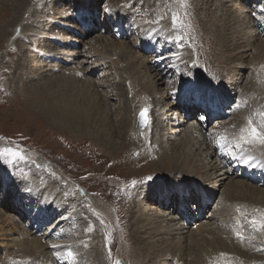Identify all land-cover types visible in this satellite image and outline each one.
<instances>
[{
	"label": "rangeland",
	"instance_id": "obj_1",
	"mask_svg": "<svg viewBox=\"0 0 264 264\" xmlns=\"http://www.w3.org/2000/svg\"><path fill=\"white\" fill-rule=\"evenodd\" d=\"M81 1L82 0H0V206L5 205L7 198L9 197V202L11 198L10 206L13 212L12 214L6 213L0 209L2 211H0V264H32V262L33 264H57L55 259L58 257L57 255H54L55 257L46 256L48 258L42 254L40 256L38 249H35V246H29V243L36 241L38 243L40 238H47L46 241L51 240V242H48L50 244H53V242L55 243L57 241H65V239H67L65 241L67 242L69 236H63L62 238L64 227L66 229L70 228L74 230H80V232H74V236L76 233L79 234V236L77 235L74 237V240L76 241V247H71L73 256L70 257L68 255L69 250L66 247L63 248L64 254L62 253V257L64 261H67L66 264H83L84 261L87 262V264H117L119 260L124 261L125 264H151V262H149V260L146 258L150 259L151 257L153 259L150 250L141 251L137 249L138 241L133 239L131 233V241L126 248L123 246L126 244H119L121 239L111 241L107 217V209L109 206L105 205L103 199H108L114 195L117 199V202L123 205L124 203H127L128 198H130L129 204L125 208V212L128 214L127 225L129 226V224L132 222V216L130 219V212L132 211L131 207L135 201L132 198L133 195L139 191L137 187L140 186L139 181H141V179L138 180V178L144 177L142 179V184L145 187L144 182L147 180L145 178H149L150 176L145 177L144 175L151 174L154 176L155 174V178L152 177L151 180L146 181V183L148 182V186L152 187L155 183L158 184V181L161 180L159 177L168 176V173L164 171H172V167H167L164 159L161 160L160 153L162 150L153 146L149 147V145H143L141 143H139L140 145L130 143L125 147V149L122 145L121 147L118 145L116 148H112V150L109 148L110 144L107 145L105 142L98 143L92 138L88 139L80 133L74 134L72 131V129H74L73 124L71 126L72 129L63 127L60 124H54L51 122L52 120L50 119V116H44L43 114L40 115L39 110L36 111V106L41 103L47 108L50 114H55V105L57 102L61 100L63 101L67 96H70H58L57 102L54 101L51 96H54L52 93L55 91L49 86L55 85L59 88V83L56 82L55 84H50L47 82L45 85H43L41 81H39V75H37V77L33 76L37 83L32 82L29 76L30 70L28 69V66L38 64L43 67L42 70L47 69L49 71V73L46 72L47 75L51 73L49 69L53 65V60L56 56H58L59 52L57 51L58 48L55 43L53 41L50 42V40L46 39V37L54 38L64 35L65 24L72 21V12L69 11V8H72L75 5L79 6ZM96 1V9H98L99 13L97 17L103 22V24H106V27L102 28L104 30L103 32H105L104 34L107 33L106 39L103 40V44L106 42L104 45L109 46V48L106 49L107 51L110 49L111 52H109V54H114V52L118 53V59H121L125 63H121V60L120 62L116 59L115 63L118 61L120 67H122L124 71H126V68L128 69L133 66V63L132 66H130L131 62L123 57L124 54L119 49L122 46H118L128 33L130 35L128 30L130 31V29L133 28L125 26V21L127 19L133 20L137 23V27L135 26V31H137L138 36L134 34L132 39L133 42H135L145 31L148 32L149 38H156V43L154 44V49L156 52L150 53L153 54L154 57L143 54L144 58H155L158 61L159 59H162L160 60L161 63L166 61L165 65L168 69L164 68V64L161 67H163L165 70H162V73L166 71L167 73L161 74L163 83H157V80L160 79V77L156 79L155 82L158 85L156 92H146V90L141 85L136 87L137 91L134 92L133 88L136 84L133 82L130 83L129 80L130 78L133 80L134 77L136 79V75L131 74V76L129 73L124 74L123 80H128L127 86L130 84V88L126 87V90L128 91L129 89H132V91L128 93L129 97L127 96L126 98L125 106L127 107L129 103L128 107L130 106L129 108L132 110L131 116H135L136 118L134 130L138 133L145 132L151 123V114H149L150 122L146 130H137L138 115L140 114L141 110H143L142 104L146 105V109H148V111L151 113V110H156V108H154L156 104L155 101L163 100L164 102H161L162 107L171 108L173 105L172 103H176L179 98L185 97L194 100V102H190L188 104V107L191 108L197 104L200 98L206 99L208 93L211 91L210 84L214 87L218 86L221 89L227 87V93L230 92L229 90H233L237 97L233 98L230 104H224L222 106V111L227 113L225 117L222 118L220 116L223 114L215 113L216 116L210 118L211 115L206 110L198 113L192 110L189 113H192V116H189V118L186 119L187 121L191 120L192 122H195V128L197 131H195V136H198L199 138L202 137L201 140L198 137L197 139L205 143L204 144L201 142L203 144L201 150L205 151L203 152V155H201L204 160L201 156L198 157L199 160L196 166L200 169L206 163L209 164V160L211 158L209 159V151L206 149V144L208 143L210 144L211 149H213L215 152V158L218 156V159L223 160L227 165L228 160L231 162V164L228 166V169L233 170L236 180L242 182L244 181V183L246 182L245 184L249 185L246 179L247 177L240 174L242 173V168H235V162H232V160L236 156L242 154V151L246 146L245 143H251L249 141H252V143H259L260 145L263 144V147L261 148L263 150L260 149V152H256L255 155L256 158L264 159V143H260L258 139L252 140L250 136H248L249 138L247 137V139H240L242 135L247 134L241 133V129H239V125L241 123L239 121L241 119H246V121L251 119L253 121L252 126L256 127L259 132L264 133V116L261 115V113H264V59L258 62H253L254 60L252 59H254V57H252V59L250 57L256 52L261 53L264 51V43L257 45L259 39L264 38V18L261 16V13H264V0H245L249 6V9L253 11V14L255 13V16L252 14L253 21L251 22V27L254 28L255 31L252 30L251 32L253 33L251 34L252 37L256 38V42H251L253 46H250L255 52H253L251 49L249 51L250 55L248 54L249 58L247 57L248 59L243 61L240 59L236 60L235 64H231L232 62H229L231 51L227 49V40H223L222 42L220 39L222 36H224V34L229 35L231 32V28H228L229 24L231 25V23H229V17L227 18L226 16V10L225 16L221 17V7L223 6L224 0L223 3L219 4V6H217L215 3L216 0ZM234 2H243V0H234ZM26 3L30 8L28 7L29 10L25 12L24 9L27 7ZM229 4L230 6L226 7V9L230 11L229 15L232 13L231 16L236 17L240 13L238 8L241 6L237 5V9H235L230 1ZM16 5L18 6L20 15L22 16L19 20L18 18L16 20L17 23L15 26L17 28L14 27L13 29H8V27H10L13 23L11 20L15 16L14 10ZM118 7H122L123 11L118 15L123 14L125 19L121 20V27L119 24H114L113 26L108 27L107 23L109 22V16L114 14L116 15V9ZM105 9H108L109 11L106 12ZM35 14H38L39 17L36 18ZM75 15V21L80 20L79 13H76ZM117 17L118 16H116V18ZM243 21L244 20L237 19V27H235V25L233 26L235 29L237 28L236 32L241 31L243 28ZM163 22L168 23V28L170 30L169 32L167 31L168 33L166 34L163 32L164 39L166 40V48L160 46V36L157 37L158 33L160 35L162 34L160 25H162ZM74 24L78 26L76 22ZM150 26L152 29L149 28ZM24 27L28 29H25ZM34 29L37 31L40 30L41 34H38L40 38L33 31ZM83 31L85 32L87 30L83 29ZM25 32L28 34H25ZM92 34L93 33H91L88 38H90ZM253 34L257 35L255 36ZM140 38L142 47L147 45V52L150 49L148 48L150 41L144 36H141ZM108 40L111 41L108 42ZM115 40L117 41L115 42ZM97 41L98 40H95V42ZM112 41H114V43H112ZM48 42L51 44L54 51H52L49 45L43 47V44ZM71 42L73 44V41ZM126 45L124 44L122 48L127 49V47H130L128 42ZM20 47H25V49L32 48V50L24 51V48L20 49ZM82 47L83 46L80 48L82 49ZM96 48L98 50V46ZM51 51L52 53H50ZM142 52H145V50ZM184 52H186L185 54L189 55L188 57L190 59L186 62H184L185 54L181 55ZM158 53H162L159 54V58H157ZM35 57L37 58L35 59ZM177 58L179 59L176 61ZM97 59L100 61L99 63H105L104 60L107 61V56H99ZM239 61L240 64L238 63ZM249 61L253 63L250 65ZM55 63L57 64V61ZM70 64L75 65L73 63ZM117 64L118 63H116V65ZM148 69L152 72V75L155 76L154 74L156 73L151 68V66L144 64L143 71L145 72ZM194 70L201 71L202 79L206 78V80L209 81V84L205 86L198 85L194 87L196 89L195 90L191 86L195 84V80L197 79V75ZM260 70L262 71L260 72ZM172 71H175L176 73ZM42 74L44 75V72H42ZM55 76L52 74L49 77L52 79ZM247 76L249 79H251V84L248 86L244 85L245 81L248 79ZM92 77H89V79H92ZM41 80L44 81L45 79ZM31 83L35 84L32 85ZM73 86L80 87L82 86V83H76ZM189 86H191L190 93H184L180 95L184 91V87L187 90ZM262 89L263 92L261 91ZM45 90L49 95L44 92ZM64 90L68 91L67 89ZM90 90H92V88H90ZM167 90L170 92V94H167L168 98L166 95ZM29 91L34 93V95L29 94ZM163 91H166V93ZM239 94L242 97H239ZM165 95L166 97H164ZM177 95L180 96L177 97ZM226 96L227 94L224 95V97ZM163 97L167 100H165ZM73 98L77 99V97ZM174 98L176 99L174 100ZM95 99L96 96H93V103L94 101L96 102ZM214 100H216V98H214ZM112 103L118 104L117 101H113ZM213 103L214 101L210 100V107H213ZM44 106L42 109H44ZM116 106H118L116 108L122 107L119 105ZM236 108H238L237 111H235ZM210 110L212 109L210 108ZM247 110L250 112V114L245 116L244 111ZM66 113L67 112H65V114ZM180 113H182L181 110H177L174 115H168V125L171 120L178 121L180 119ZM184 114L185 113L181 114L182 121L186 117H183ZM191 138L192 136L187 137L188 140H191ZM184 140L185 139L182 140L183 143L188 141ZM237 140H240V143L243 145H240L239 141ZM251 146L254 147L253 145ZM7 149L18 151L23 156V159L17 158L15 161H13L12 157L5 151ZM246 150H248V152L245 156H250L252 153L251 148H246ZM43 159L51 162L53 166L50 168L49 166L47 167L44 165V163L46 164V161ZM40 160H43L42 163ZM127 161L129 162L126 163ZM243 164L245 171L247 168H251L253 170L259 166V164L254 161ZM210 165L214 166V163H211ZM225 171H227V169ZM200 174L203 178L208 177L205 174V171H201ZM258 174H260L261 181L255 182H258L261 190H264L263 172H255L254 175H251V177L253 178ZM176 176H178V174H176ZM225 178H227V176ZM49 179L53 181L54 185L61 189L59 198L62 197L61 195H63V191L64 196L61 198V201L63 202L57 203L56 201H45L43 198L37 195L34 188L30 186H27V190L23 193L22 187L25 186V181H35L37 190L39 191L49 183ZM161 181L163 182V179ZM227 182H229V180H227ZM164 183H167V179ZM8 187L9 191L7 190ZM157 187H159V185H157ZM83 189L85 192H88L89 195L83 193ZM7 191L8 194L6 193ZM153 191L155 190L150 189L149 193H152ZM83 194L88 201L82 197ZM146 194H148V192ZM200 194L203 195L202 193ZM204 199L205 198L201 200L202 204L207 203V201ZM234 201H230V209L228 208V211L226 210L223 214H221L224 217L220 215L221 219L223 220V231H228L227 233L229 236L227 234H221L219 237L220 239H223V244L219 243V246L217 245L215 247H210V250L207 251L208 253L203 252V255L206 254L205 256L207 257L211 255L212 257L209 256L210 259L205 258L202 261H206L208 264H264V227H262V225H264V204L254 206L249 202L235 201L234 203ZM65 205L68 206V215L63 217L62 224L58 226L59 228H57L56 231L53 229V232L50 236H48L47 233L48 229L52 226H46L47 223L44 222L38 227L37 224L33 223V221L39 217L46 218V214L48 211H50V209H54L58 213V216H60V212H63ZM192 206L197 211V215L199 214L197 218L193 219L195 221L202 219L203 211L200 210L199 206ZM214 206L216 207V204H214ZM40 208H43V210ZM238 208L239 211H237ZM164 214L166 215L167 213L164 211ZM13 215L16 219L14 221L15 230L13 231L19 230L20 232H24V230L27 229L26 231L32 234L31 238L34 239L26 241L27 249L22 248V251L18 249L20 244L19 236L17 234L14 235L10 233L13 228L11 227L10 229H5V231H2L4 224L1 222V219L5 217V219H7L8 216ZM184 217L186 216L183 215V218ZM97 218H99V221L101 220V222H99ZM237 219H240V226L243 229L242 233L245 234V240L247 239L245 242L243 238H241V240L232 234L233 229L231 228V225L236 226ZM55 220L56 218L52 217V219L49 221L50 224ZM253 220L256 221V224L252 223ZM117 224L118 222L115 220V230ZM234 226L232 227L234 228ZM243 226L246 229V233ZM234 230L235 232L237 231L236 228H234ZM6 232L8 237L5 235ZM33 232H37V237L33 235ZM64 233L66 234L67 232L65 231ZM13 238L19 240L17 247L13 246L15 245V242L11 243L13 244L12 246H9V241H11ZM37 238L39 239L37 240ZM225 240L228 241L225 243ZM46 241L44 242V240H42L43 243H46ZM131 244L133 247L132 250ZM242 245L244 246V249L239 252L251 257L250 259H247V262H244L242 255H238V251L236 250V247L239 249ZM61 246L59 249H61ZM64 246H66V244H64ZM113 246L114 253H112ZM46 247H48V252L49 250L52 253L54 252L53 249V251H51L49 246ZM229 247H232L235 250H233V252L228 251V249H230ZM213 248L216 249L213 250ZM30 249H34L33 252H31ZM35 250L36 252H34ZM26 253L30 254L27 255ZM81 256H85L86 260H81ZM44 257L46 260L43 259ZM44 260L45 262H43Z\"/></svg>",
	"mask_w": 264,
	"mask_h": 264
},
{
	"label": "bare ground",
	"instance_id": "obj_2",
	"mask_svg": "<svg viewBox=\"0 0 264 264\" xmlns=\"http://www.w3.org/2000/svg\"><path fill=\"white\" fill-rule=\"evenodd\" d=\"M229 1L233 5V7H235V9H237L236 8L237 5L241 6L238 8V11H240V13L236 17L231 16L232 13L231 15H229L230 11L226 9V7L230 6ZM229 1L224 0V3H223V0H216L215 3L217 4V6H219L220 3H223V6L221 7L222 8L221 17L225 16V10H226V16L227 18L229 17V23H231V25L229 24V27H228V28H231L230 34L229 35L224 34V36H222V38L220 39L222 40V42L223 40L224 41L227 40L228 42L227 49L231 51L230 56H229V62H232L231 64H235L236 60L240 59L241 61H243L249 58L248 54H249V51L252 49L250 46H253L252 43L256 42V38L252 37V34H251L253 33L251 32L252 30L255 31V29L251 27V22L253 21V18H252L253 11L249 9V6L246 3V1L243 0V2H236V3L234 2V0H229ZM96 5H97L96 0H82L79 6L75 5L74 7L69 8V11L72 12V21H70V23L65 24L64 35L54 37V38L46 37V39L50 40V42L53 41L55 43V45L58 48L57 51L59 52L58 56H56L53 60V65L49 69L51 71L49 75H47L49 71L47 69L42 70L43 67L41 65L37 64L38 67L37 65L28 66V69L30 70L29 76L32 82H36L33 76L37 77V75H39V81H41L43 85H45L47 82H49L50 84H55L56 82L59 83V88L55 85L49 86L53 88L55 91L54 93H52V95L54 96H51V98L54 101L57 102L58 96L70 95V96H67L65 100L63 101L61 100L57 102V104L55 105V114H50L47 108L40 102L39 103L41 105L39 104L36 106L37 107L36 111L39 110L40 115L43 114L44 116H50V119L52 120L51 122L54 124H58V125L60 124L61 126L67 127V128H71L73 124L74 129L72 128L71 129L74 134L80 133L84 135L85 137H87L88 139L92 138L98 143L105 142L107 143V145L110 144L109 145L110 149L112 148L114 149L118 145H120V147L122 145L123 148L125 149V147L130 143H133V144L141 143L143 145L147 144L149 145V147L153 146L155 148L161 149L162 150L160 153L161 160L164 159L166 166L167 167L171 166L172 171L170 170H169L170 172H168V170L164 171L168 173V176L159 177L161 178V180L163 179V182L160 180L158 181V184L155 183L154 186L152 187L148 186V182L146 183L147 180H151V179L145 178L147 180L144 182L145 184V187H144V185L142 184L143 182L142 179L144 177L138 178V180L141 179V181H139L140 186L137 187L139 191L135 193V195H133L132 199H134L136 202L134 201L131 207L132 211L130 212V219L132 216V222H133V223L132 222L130 223L131 232H130V224L129 226L127 225L128 214L125 212V208L129 204L130 198H128L127 200L128 202L124 203L123 205L117 202V199L114 195H112L108 199H103V202L105 203V205L109 206V208L107 209V214H108L107 217H108V225H109L108 227H109L110 234H111V241L121 239L119 241V244H126V245H123L126 248L129 245L131 241V236H132L133 239L138 241L137 242L138 250H141V251L150 250L151 251V255L153 256V259L151 257L150 259L146 258L149 260V262H151V264H208V262L202 261V260L205 258H209V256L211 255L207 257L205 256L206 254L205 255L203 254L208 253L207 251L210 250V247H215L217 245L219 246V243L223 244V239H220L219 237L221 234L228 235L227 233L228 231L226 232L223 231V220L221 219V216L223 215L221 214H223L229 208L230 201L233 202L235 200V201H242V202H247V203L249 202L251 205L258 206V205L264 204V190H261L258 182H255V181H259V182L261 181L260 174L255 175V177H253V180L246 178L249 185L245 184L246 182L244 183V181L242 182V181L236 180L233 170L228 169V165L223 160L218 159V156L215 158L214 156L215 152L213 149H211V146L208 143L206 144L207 145L206 149L209 151V159L210 158L211 159L209 160V164L206 163L203 167H201L202 169L201 168L199 169L196 166V164L198 163V160H199L198 157L203 155V152H205L201 150V147L203 146L202 143L204 142L200 141L202 137L199 138L197 136L200 139L198 140L197 137L195 136L197 132L195 128V122H192L191 120L187 121L186 119L189 118V116H192V113L189 114L192 110L198 113V112L204 111L205 108L212 109V107H210V100L229 101L230 99L236 98L237 96L233 90H229L230 92L227 93L228 91L227 87L221 89L218 86L214 87L213 85L210 84L211 91L208 93V96L206 97V99L200 98L199 101L197 100L198 101L197 104H195V106L192 108H187V106L185 105V102L188 100V98H185V97H181L178 99L176 103H172L173 105L171 108L162 107L161 102L163 100L155 101L156 104L154 108H156V110L155 111L151 110V113L149 111V113L151 114V123H150L149 128L145 132L138 133L137 131L134 130V123L136 122L135 120L136 118L135 116L133 117L131 116L132 110L129 108L130 106L128 107L129 101L127 102L128 103L127 107L125 106L126 98L127 96L129 97L128 93H130L132 89H129L128 90L129 92L126 90V87L130 88V84H128L129 86H127L128 80H123L124 74L129 73L130 75L131 74L136 75L137 77L136 79L134 77L133 80L131 78L129 80L130 83L133 82L134 84H136L133 88L134 92L137 91L136 87L141 85L146 90V92L152 93V92H156V88L158 86L157 83L162 82L161 74H166L167 71L162 73L163 69L160 68L157 64H155V63L162 64L163 62L161 63L160 61L162 59H159L158 61L157 59L152 58V57H151L152 59L144 58L143 54L146 55V53L142 51L146 50L147 45H144L142 47V42H139V39H137L136 41L134 40L135 42L132 41L134 34L137 35L138 33L137 31H134L135 28L137 27V23L130 19H127L125 21L126 27H133L132 29H130V31L128 30V32H130V35L128 33L125 36V38L121 41V43L118 45L120 47L121 46L123 47V45L124 44L126 45V43L128 42L129 46L131 47V48L127 47V49L118 47L120 51L124 54L123 57L126 60L131 62L130 66H132V63H133V66L131 68H128V69L126 68L127 72L124 71V69L120 67V64L118 62L121 60V59H118V53L114 52V54H109V52H111L110 49H108V51L106 50L107 48H109V46L104 45L106 44V42L103 44V40L106 39L107 33L104 34L105 32H103L104 30L102 28L106 27V24H103V22L98 19L97 16L99 13H98V9H96ZM26 6H27V3H26ZM28 7L29 6H27L26 9H24L25 12L29 10ZM14 11H15V16L11 20L13 23L10 27H8V29L9 28L13 29L14 27H16L15 25L17 23L16 21L17 18L19 20L22 16L20 15V11L17 5ZM116 11H117L116 15L114 14V15L109 16V22L107 23L108 27L112 26L115 23L119 24L121 20L125 19L123 14L118 15L120 12H123L122 7H118ZM76 13H79L80 20L75 21L74 17L76 16L75 15ZM116 16L118 17L116 18ZM35 17L38 18L39 15L35 14ZM237 19L244 20L242 22L243 28L239 32H236L237 28L235 29V27H237L236 26ZM75 22L77 23L78 26L74 24ZM234 25L235 27H233ZM160 27H161V33H162L161 35H163V32L166 34L170 31L168 28L169 26L167 22H163V24L160 25ZM24 28L28 29L26 27ZM82 28L86 29L87 31L84 32ZM149 28H151V26ZM33 31L37 34V36L38 34H41L40 30L37 31L36 29H34ZM26 33L27 32H25V34ZM91 33H93L92 36L88 38ZM253 35L256 36L257 34H253ZM95 40H98V41L95 42ZM71 41H73V44ZM109 41L111 40H108V42ZM116 41L117 40H115V42ZM112 43H114V41H112ZM261 43H264V38L259 39V42L257 43V45ZM46 45H49L52 49V46L49 42L46 44H43V47H45ZM81 46H83L82 49L80 48ZM97 46H98V50L96 48ZM21 48L22 47H20V49ZM23 48L22 49L24 51L32 50V48L30 49H25V47ZM52 51H54V49H52ZM52 51L50 53H52ZM263 52L261 53L256 52L255 54L250 56L251 59L252 57H254V59H252L254 60L253 62L255 61L258 62L264 59ZM185 53L186 52L182 53L181 55H184ZM103 55L107 56V61L104 60L105 63H99L100 61L97 58ZM179 56H180V53H179ZM188 56L189 55L185 54L184 62L190 60ZM36 58L37 57H35V59ZM115 59L118 60L116 61V63H118L117 65L115 63ZM178 59L179 58H177L176 61ZM54 61L55 62L57 61V64ZM249 62H250V65L253 63L251 61ZM70 63H73L75 65H72ZM121 63H125V62L122 61ZM238 63L240 64V61ZM144 64L151 66V68L156 73V74L153 73L155 76L152 75V72L149 71V69L145 72L143 71ZM194 71L196 72V75H197L198 85L205 86L209 84V81L206 80V78L202 79L201 71L199 70H194ZM261 71L262 70H260V72ZM42 72H44L45 76L42 74ZM172 72H175V71H172ZM52 74H54V76L55 75H58V76H55L54 78L51 79L49 76H51ZM89 77L90 78L92 77V79H89ZM158 77H160V79H158ZM41 79H45V80L42 81ZM156 79H158L157 83L155 82ZM76 83H82V86L80 87L73 86ZM31 84L34 85L35 83H31ZM250 84H251V79L248 78L245 81L244 85L248 86ZM190 87L191 86H189V88L187 89V91H189L187 92L188 94L190 93ZM90 88H92V90H90ZM64 89H67L69 92ZM261 91L263 92V89ZM44 92H46V90ZM163 92L166 93V91H163ZM221 92L223 96L220 95ZM29 94L34 95V93H31L30 91H29ZM167 94H170L168 90H167L166 95ZM226 94L227 96L224 97V95ZM166 95L164 97H166ZM93 96H96V99H95L96 102L94 101V103H93ZM38 97H35V98H38ZM73 97H77V99ZM239 97H242V96L239 94ZM167 98H168V95H167ZM176 98H174V100ZM214 98H216V100H214ZM113 101H117L118 104L112 103ZM224 103L225 102H223V104ZM116 105H119L122 107L116 108L118 107ZM142 105H143V109L147 108L146 105L144 104ZM43 106H44V109H42ZM177 110L179 111L181 110L182 112L180 113V116H179L180 119L178 121L171 120V122L168 125L167 123V120L169 119L168 115L170 114L174 115ZM65 112L67 113L65 114ZM183 113H185L186 117L182 121L181 114ZM244 114L245 116H247L248 114H250V112L247 110V111H244ZM239 122H241L239 125V129L248 127V123H247L248 121H246V119H241ZM172 135H174L175 137ZM188 136H192L191 140L187 139ZM183 139L188 140V141L184 140L187 144L183 143L182 141ZM237 141H239L240 145H243L240 143V140H237ZM245 145L246 146L244 150L242 151V154L238 155V157L242 159L243 161L239 162L238 164H243L244 160L249 157V155L245 156L246 153L248 152L246 148H249V149L251 148L252 153L250 156L255 158L252 161L258 163L259 166L254 168L253 170L251 168H247L246 169L247 172L246 173L242 172V175L246 176L245 174H249V173L254 175L255 172L256 173L263 172L264 174V159L256 158V155H255L256 152H260V149L263 147L262 146L263 144L260 145L259 143H252L251 141V143L249 144L245 143ZM251 145H253L254 147H252ZM128 149H129V146H128ZM143 159H144V156H143ZM202 159L204 160L203 157ZM43 160L46 161V164L44 163V165H46L47 167L49 166L51 168L53 166L51 162H48L46 159H43ZM43 160H40L41 163ZM128 162L129 161H127L126 163ZM211 163H214V166H211L210 165ZM226 169L227 171H225ZM201 171H205V174L208 177L203 178L200 174ZM176 174H178V176H176ZM144 176L145 177L150 176L151 178L152 177L155 178V174L154 176H152L151 174L144 175ZM226 176L227 178H225ZM166 179H167V183H164L166 182ZM49 180H50L49 183L45 187H43L42 190H39V191L37 190V185L35 181L27 180L25 181L26 182L25 186L22 187L23 193L27 190V186H30L34 188L36 194L39 195L41 198H43L45 201H48V202L56 201L57 203L63 202L61 201V198L64 196L63 191H62L63 195H61L62 197L59 198L61 194L60 192L61 189L57 187L56 185H54L51 179ZM227 180H229V182H227ZM157 185H159V187H157ZM150 189H153L155 191H153L152 193H149ZM7 190L9 191V187ZM8 191L6 192L7 194H8ZM147 192L148 194H146ZM83 193L89 195L88 192L84 191V189H83ZM200 193H202L203 195H201ZM82 197L86 199L84 194L82 195ZM203 198H205L204 200L207 201L206 204H202L201 200ZM10 202H11V198H10ZM10 202H9V197H8L6 204L1 205L0 209L2 211H5L6 213L12 214L13 212L10 206ZM214 204H216V207L214 206ZM67 205H65L63 212H60L61 213L60 216H58V213L54 209H50V211H48V213L46 214V218L39 217L35 221H33L34 219L32 221L33 223L37 224L38 227L41 226L44 222L47 223L46 226L48 225L52 226L51 228L48 229V233H47L48 236H50L53 232V229L56 231L57 228H59L58 226L62 224L63 217L65 215H68L69 210H68ZM192 205L199 206L200 210L203 211L202 219L197 220V221L193 219V218H197L199 214L197 215V211ZM41 210H43V208ZM164 211L167 213L166 215L164 214ZM183 215H185L186 217L183 218ZM52 217H55L56 220L52 221L51 222L52 225H51L49 221L52 219ZM5 218L1 219L2 220L1 222L4 224L2 231H5V229H10L12 227L13 229L11 230L10 233L14 235L17 234L20 238V241H19V240L14 239L15 238L14 237L11 241H9V244H10L9 246H12L13 244L11 243L15 242L14 243L15 245L13 246L17 247L20 242L18 249L20 251L23 250L22 248L27 249L26 241L34 240L31 238L32 234L26 231L27 229L25 228H24L25 229L24 232H20L19 230L13 231L15 230L14 221L16 220L14 215L8 216L7 219ZM97 219L99 221V218ZM115 220L118 222L116 226V230H115ZM239 220L236 221V226L231 225V228L233 229L232 234L243 238L245 242L247 239L245 240V234L242 233L243 229L240 226L241 223L239 222ZM99 222H101V220ZM227 223L230 224L229 222ZM232 226H234V228L237 229L236 232ZM63 229L64 231H63L62 238L63 236L65 237L69 236L67 242H65L67 240L65 239V241H57L55 243L53 242V244H50L48 242H51V240L46 241L47 238H43V239L40 238L38 243L37 241L31 242L29 243V246H35L34 248L38 249V253L40 256L41 254L44 255L45 257L46 256L52 257L54 255H57L58 257L55 258L56 263L66 264L67 261H64L62 257V255L64 254L63 248L66 247L68 250L72 251L71 247H76L75 246L76 241L74 240V237L77 235L79 236V234L76 233V235L74 236V232H80V230H74L70 228L66 229L65 227ZM65 231L67 232L66 234L64 233ZM130 233H131V236H130ZM245 233H246V229H245ZM36 234L37 232L35 233L33 232V235L35 237H37ZM5 235L8 237L7 232L5 233ZM9 237H12V236H9ZM38 239L39 238H37V240ZM58 239H59V236H58ZM42 240H44V242L46 241V243H43ZM227 241L225 240V243ZM64 244H66V246H64ZM46 246H49V248H51V251L54 250V252L52 253L50 252V250L48 252L47 250L48 247ZM60 246H61V249H59ZM229 248L230 249H228V251L233 252V250H235L232 247H229ZM132 249L133 247L131 244V250ZM215 249L213 248V250ZM242 249H244L243 245L239 249H237L236 247V250L238 251V255L240 256L242 255L244 262H247L248 261L247 259H250L251 257L246 256L244 253L239 252ZM33 250H31V252H33ZM34 252H36V250ZM55 253H58V254H55ZM112 253H114V246H113ZM211 254L213 255L212 252ZM45 257L43 259H45ZM80 259L81 260L85 259V256H81ZM45 260L43 262H45ZM83 264H87V262L84 261ZM144 264H147V263H144Z\"/></svg>",
	"mask_w": 264,
	"mask_h": 264
},
{
	"label": "snow or ice",
	"instance_id": "obj_3",
	"mask_svg": "<svg viewBox=\"0 0 264 264\" xmlns=\"http://www.w3.org/2000/svg\"><path fill=\"white\" fill-rule=\"evenodd\" d=\"M105 11L108 12L109 10L105 9ZM253 15L255 16V13ZM261 16L262 18H264V13H261ZM261 115L264 116V113H261ZM140 118L145 126L149 124L150 121H149L148 109L141 110ZM247 123H248V127L241 129V133H246L247 135H242L241 139H247V137L250 136L252 140L258 139L260 143H264V133L259 132L256 127L252 126L253 121L251 119H249ZM5 151L12 157L13 161H15V159L17 158L23 159V156L18 151H12L11 149H7ZM254 159H255L254 157L249 156L247 159L244 160V163H249L250 161ZM149 179H152V178L149 177ZM237 211H239V208L237 209ZM252 223L256 224V221L253 220ZM262 227H264V225H262ZM68 255L70 257L73 256V253L71 250L68 251ZM117 264H120V262L118 261Z\"/></svg>",
	"mask_w": 264,
	"mask_h": 264
},
{
	"label": "water",
	"instance_id": "obj_4",
	"mask_svg": "<svg viewBox=\"0 0 264 264\" xmlns=\"http://www.w3.org/2000/svg\"><path fill=\"white\" fill-rule=\"evenodd\" d=\"M146 127H147V126H145V125L143 124V122H142V120H141V118H140V116H139L138 129H139V130H144ZM120 264H124V262H123V261H120Z\"/></svg>",
	"mask_w": 264,
	"mask_h": 264
}]
</instances>
